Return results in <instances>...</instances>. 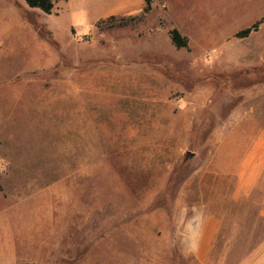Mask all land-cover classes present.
<instances>
[{"label":"rangeland","instance_id":"374dc122","mask_svg":"<svg viewBox=\"0 0 264 264\" xmlns=\"http://www.w3.org/2000/svg\"><path fill=\"white\" fill-rule=\"evenodd\" d=\"M256 123L264 0H0V191L40 216L33 264H200L205 171ZM257 214L231 264H264Z\"/></svg>","mask_w":264,"mask_h":264},{"label":"crops","instance_id":"0c3cea01","mask_svg":"<svg viewBox=\"0 0 264 264\" xmlns=\"http://www.w3.org/2000/svg\"><path fill=\"white\" fill-rule=\"evenodd\" d=\"M56 21L59 19L47 26L54 35L60 33L58 25L66 28L65 32L74 25L70 17L64 18V25H57ZM242 123L235 125L237 133ZM252 130L251 139L237 134L238 139L222 142L205 171L204 186L201 181L204 200L197 206L198 227L191 238L185 237V241L198 245L196 256L200 264H231L238 240L248 241L254 212L258 213L257 220L264 219V127L256 123ZM4 147L0 142L1 158L8 152ZM5 194L0 191V264H33L31 252L43 244V229L36 224L40 216L36 212L31 215L29 203H14ZM31 221H35L33 228ZM253 237L252 234L251 243L255 241ZM243 259L253 260L254 255L249 253Z\"/></svg>","mask_w":264,"mask_h":264},{"label":"trees","instance_id":"16d2710c","mask_svg":"<svg viewBox=\"0 0 264 264\" xmlns=\"http://www.w3.org/2000/svg\"><path fill=\"white\" fill-rule=\"evenodd\" d=\"M25 1H26V4L30 8L40 9L45 14L50 15L54 9L55 2L57 0H25ZM65 1H68V0H65ZM146 2L147 4H149V0H146ZM258 26H259V23L255 24L254 26L250 28L240 31L239 33H237V37L243 38V37L249 36L253 31L258 30ZM170 38L173 44L178 49L188 48L189 46L188 39L184 37L178 29H172L170 31Z\"/></svg>","mask_w":264,"mask_h":264}]
</instances>
